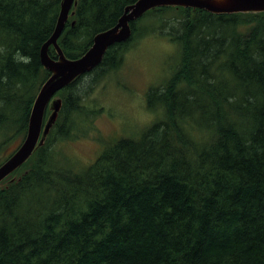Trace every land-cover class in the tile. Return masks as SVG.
<instances>
[{
  "label": "trees",
  "instance_id": "1",
  "mask_svg": "<svg viewBox=\"0 0 264 264\" xmlns=\"http://www.w3.org/2000/svg\"><path fill=\"white\" fill-rule=\"evenodd\" d=\"M61 1L0 0L2 161L25 139L50 76L40 51ZM78 1L58 40L70 58L136 0ZM145 16L181 49L172 76L147 95L159 119L88 166L55 155L76 122L91 126L97 111L85 99L123 65L134 21L131 38L86 74L89 89H76L80 76L58 92L63 107L45 145L2 182L0 264H264V12L165 6ZM49 54L58 57L54 46Z\"/></svg>",
  "mask_w": 264,
  "mask_h": 264
},
{
  "label": "rangeland",
  "instance_id": "2",
  "mask_svg": "<svg viewBox=\"0 0 264 264\" xmlns=\"http://www.w3.org/2000/svg\"><path fill=\"white\" fill-rule=\"evenodd\" d=\"M136 21L137 42L127 52L123 65L108 73L85 99L88 108L97 111L91 126L87 121L76 122L75 136L57 144V158L67 157L76 167L88 166L106 146L122 137H138L159 119V113L148 109L147 95L150 88L164 85L172 76L181 49L167 35L151 32L154 23L148 16ZM91 78L90 74L83 75L76 89L84 93Z\"/></svg>",
  "mask_w": 264,
  "mask_h": 264
},
{
  "label": "water",
  "instance_id": "3",
  "mask_svg": "<svg viewBox=\"0 0 264 264\" xmlns=\"http://www.w3.org/2000/svg\"><path fill=\"white\" fill-rule=\"evenodd\" d=\"M78 2V0L61 1L55 29L41 47V62L44 68L50 72V76L42 84L36 96L25 139L5 161L0 159V189L6 178L25 164L40 147L45 145L63 107V98L58 92L80 76L96 69L103 62L105 54L111 46L128 41L133 33L132 22L143 17L146 12L165 6L203 9L213 14H256L264 12V0H136L125 7L124 13L114 26L95 35L92 45L82 56L70 58L65 54L58 40L70 17L75 14ZM50 46H54L56 49L57 58L50 56ZM47 110L49 113L46 114ZM16 179L17 177L14 176L10 181Z\"/></svg>",
  "mask_w": 264,
  "mask_h": 264
},
{
  "label": "clouds",
  "instance_id": "4",
  "mask_svg": "<svg viewBox=\"0 0 264 264\" xmlns=\"http://www.w3.org/2000/svg\"><path fill=\"white\" fill-rule=\"evenodd\" d=\"M17 58H18L19 60H23L25 63L28 62V59L25 58V57L20 56L19 53H17Z\"/></svg>",
  "mask_w": 264,
  "mask_h": 264
},
{
  "label": "bare ground",
  "instance_id": "5",
  "mask_svg": "<svg viewBox=\"0 0 264 264\" xmlns=\"http://www.w3.org/2000/svg\"><path fill=\"white\" fill-rule=\"evenodd\" d=\"M40 91V90H39ZM39 93V92H38ZM38 95V94H37ZM34 105V104H33ZM48 111V110H47ZM46 114H47V112H46Z\"/></svg>",
  "mask_w": 264,
  "mask_h": 264
}]
</instances>
